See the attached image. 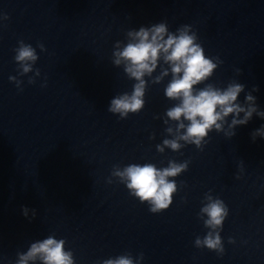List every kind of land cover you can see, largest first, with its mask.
Listing matches in <instances>:
<instances>
[{
	"label": "water",
	"instance_id": "water-1",
	"mask_svg": "<svg viewBox=\"0 0 264 264\" xmlns=\"http://www.w3.org/2000/svg\"><path fill=\"white\" fill-rule=\"evenodd\" d=\"M4 14L0 264H16L18 252L49 235L65 239L75 264H99L125 253L134 259L143 253L140 264H264V138L251 136L264 119L254 114L232 138L210 132L203 150L185 145L159 153L156 145L171 138L163 123L175 103L164 94L170 76L159 84L145 78L139 113L122 120L108 112L110 101L130 93L135 83L112 63L116 41L127 43L128 30L163 21L172 32L192 25L205 54L223 61L205 83L244 84L241 103L256 87L252 94L264 110V0H0ZM20 40L39 57L33 68L41 75L33 84L28 79L34 72L18 74L14 49ZM10 76L23 81L22 91ZM169 160L190 163L170 178L178 191L158 214L111 176L115 165L164 168ZM209 191L229 208L220 233L222 256L194 245L208 231L198 213Z\"/></svg>",
	"mask_w": 264,
	"mask_h": 264
},
{
	"label": "clouds",
	"instance_id": "clouds-1",
	"mask_svg": "<svg viewBox=\"0 0 264 264\" xmlns=\"http://www.w3.org/2000/svg\"><path fill=\"white\" fill-rule=\"evenodd\" d=\"M0 19L8 20L9 17L4 14ZM126 38L127 43L116 41L112 63L116 67L122 66L127 77L135 83L130 93L118 94L110 101L108 112L117 114L122 120L128 118L129 114L139 113L145 106L148 86L145 78H151V83L159 84L170 76L164 94L175 103L166 110L163 123L167 126L165 132L171 138H165L162 144L156 145L159 153H164L166 148L179 152L185 145H195L197 149L203 150L210 132H222L232 138L236 135L235 129L246 125L254 114L264 119V110L259 109L256 97L252 94L258 88L253 87L247 92L241 103L238 97L245 92L244 84L233 80L221 88L205 83L223 61L219 57L211 58L205 54L192 25L183 24L172 32L167 22L163 21L150 27L141 26L138 30L130 29L126 32ZM18 45L14 49L18 74L22 77L34 72V76L28 79V83L33 84L35 78L41 75L40 69L33 68L39 59L36 49L23 40L18 41ZM37 47L42 52L46 51L42 43ZM158 67L159 74L153 77ZM240 71L237 70L238 73ZM9 80L23 90L22 80L16 76H10ZM201 84L204 87H197ZM251 136L253 141L257 137L264 138V125L254 130ZM189 163L187 160H169L168 166L164 168H157L153 163H133L123 168L115 165L111 176L124 184L130 195L141 203H147L151 213L158 214L169 208L178 191L177 183L170 178L186 172ZM240 171L243 172V167ZM108 183H112L111 178ZM22 211L27 217L29 210L25 207ZM35 215V210H32V218ZM228 215L229 208L224 200L214 197L211 191L205 193L198 217L208 231L204 237H196L195 247L207 248L222 256L225 248L220 233ZM229 243L235 241L229 238ZM65 245V239L49 235L32 242L26 252H18L16 264H75L73 252L66 249ZM143 259V253L135 259L131 253H125L104 259L99 264H140Z\"/></svg>",
	"mask_w": 264,
	"mask_h": 264
}]
</instances>
